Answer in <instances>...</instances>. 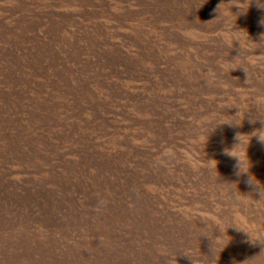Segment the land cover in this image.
Here are the masks:
<instances>
[{
    "label": "rangeland",
    "instance_id": "obj_1",
    "mask_svg": "<svg viewBox=\"0 0 264 264\" xmlns=\"http://www.w3.org/2000/svg\"><path fill=\"white\" fill-rule=\"evenodd\" d=\"M262 20L264 0H0V264H264Z\"/></svg>",
    "mask_w": 264,
    "mask_h": 264
},
{
    "label": "clouds",
    "instance_id": "obj_2",
    "mask_svg": "<svg viewBox=\"0 0 264 264\" xmlns=\"http://www.w3.org/2000/svg\"><path fill=\"white\" fill-rule=\"evenodd\" d=\"M248 7H249V6H248ZM248 7H247V8H248ZM240 8H241V6H240ZM261 23L264 24V20H262ZM247 39L250 40L249 37H248V35H247ZM235 41H238V42H239L240 47H242V46L244 45V43H245L244 38L241 37V36H236V37H234V42H235ZM247 75H248V73H247ZM251 104H252L251 108L245 113V115H246L247 113H249L251 110L254 109L255 112H256V114H257V117L260 118V119H264V94H257L255 97H253V98H252V101H251ZM239 111H240V109H239ZM245 115L243 116L242 120L245 118ZM242 120H240V122H241ZM229 121H235L236 124H239V123H240V122H237V120H236V119H233V118H229V119H227L225 122H229ZM225 122H223V123H225ZM220 124H222V123H220ZM217 125H219V124H217ZM217 125H216V126H217ZM252 135H258V139H259V141H260L261 143H264V128H262V129H258L256 132H253ZM238 139H239V141H240L238 145L244 143V141H243L241 135L238 137ZM249 142H250V136H249L248 144H249ZM248 144H247V146H248ZM238 145H237V146H238ZM237 146H236V147H237ZM236 147H235V148H236ZM233 149H234V148H233ZM246 149H247V148H246ZM225 155L237 156V157L239 158V167H238V173H237V174H243V173H247V172H248L249 167H250V163H249V160H248L247 151H246V159H247V164H248L247 167H245V163H244V161L242 160L241 156H240V155H234L233 152H232V149H231V150H225ZM216 165H217V164H216ZM216 165H215V168H216ZM248 183H249L250 185L255 184V185L258 186L262 191H264V183H261V182H260L259 180H257L254 176H249V178H248ZM186 252L191 253L190 251H186ZM191 255H192V253H191ZM192 256H193V255H192ZM193 257H194V256H193Z\"/></svg>",
    "mask_w": 264,
    "mask_h": 264
}]
</instances>
